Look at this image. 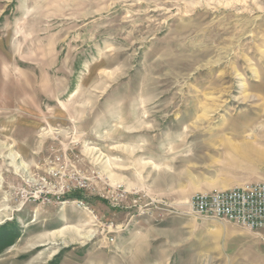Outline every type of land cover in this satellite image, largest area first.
I'll return each mask as SVG.
<instances>
[{
    "label": "rangeland",
    "instance_id": "374dc122",
    "mask_svg": "<svg viewBox=\"0 0 264 264\" xmlns=\"http://www.w3.org/2000/svg\"><path fill=\"white\" fill-rule=\"evenodd\" d=\"M259 181L264 0H0V264H232L189 199Z\"/></svg>",
    "mask_w": 264,
    "mask_h": 264
},
{
    "label": "built area",
    "instance_id": "2783aa9c",
    "mask_svg": "<svg viewBox=\"0 0 264 264\" xmlns=\"http://www.w3.org/2000/svg\"><path fill=\"white\" fill-rule=\"evenodd\" d=\"M50 166L45 170V176L42 180L50 183L53 187H58L64 179L69 167L73 166L66 161L65 154H56L49 160ZM76 184L73 189L86 188V178L76 176L75 170H72ZM30 180L28 183H31ZM31 186V185H30ZM62 194L65 193V187H62ZM68 186V191H71ZM50 188L46 191L24 189L23 196L29 197L33 201L43 203L50 202ZM122 196H124L122 194ZM83 204V202H81ZM191 213L201 219H216L228 222L254 232H264V182H250L226 189H216L213 191L198 192L189 199ZM109 244L115 243V238H108Z\"/></svg>",
    "mask_w": 264,
    "mask_h": 264
},
{
    "label": "crops",
    "instance_id": "0c3cea01",
    "mask_svg": "<svg viewBox=\"0 0 264 264\" xmlns=\"http://www.w3.org/2000/svg\"><path fill=\"white\" fill-rule=\"evenodd\" d=\"M231 246L232 264H264V232H240Z\"/></svg>",
    "mask_w": 264,
    "mask_h": 264
}]
</instances>
